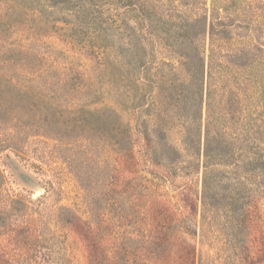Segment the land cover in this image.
Returning a JSON list of instances; mask_svg holds the SVG:
<instances>
[{"label": "trees", "instance_id": "trees-1", "mask_svg": "<svg viewBox=\"0 0 264 264\" xmlns=\"http://www.w3.org/2000/svg\"><path fill=\"white\" fill-rule=\"evenodd\" d=\"M16 1L11 8L34 2ZM103 1L90 10L80 0L66 28L97 63L94 77L0 39V153H21L31 133L98 132L109 148L82 136V150L113 152L115 186L123 173L118 230L141 223V242L127 255L141 251L143 264H221L227 246L223 264H264V7L112 0L106 9ZM9 17L0 15V34L11 30ZM97 78L116 108L74 106L97 94ZM199 246L217 252L204 263ZM39 255L54 256L37 246Z\"/></svg>", "mask_w": 264, "mask_h": 264}, {"label": "rangeland", "instance_id": "rangeland-1", "mask_svg": "<svg viewBox=\"0 0 264 264\" xmlns=\"http://www.w3.org/2000/svg\"><path fill=\"white\" fill-rule=\"evenodd\" d=\"M10 1L0 3V15L8 11L11 28L8 34H0V39L17 48L32 47L38 56L51 53L55 61L62 60L85 77L96 75L98 65L94 59L92 62L93 57L67 38L66 28L73 21L71 16L80 0H71L70 4H63L61 0H34L15 5V9L11 8ZM83 1L88 3V9L94 10V0ZM204 1L208 9L214 7V0ZM220 1V8L230 12L247 9L246 4L252 5V9L264 7L259 5L264 0ZM103 2L106 9L111 7L107 3L112 0ZM119 7L122 12L126 11L123 4ZM97 81L98 78L94 88L97 94L90 99L82 97L74 106L87 110L116 106L108 87ZM73 129L75 131L45 132L43 136L31 133L26 135L21 153H0L3 174L0 213L4 215H0L2 258L7 264H143L145 258L141 251L138 255H127L132 246L141 242V223L132 227V223L126 221V227L123 224L121 229L117 227L119 215L126 212L127 188L123 184V173L120 187L112 181L117 176L113 171V152L103 149L97 152V148L90 152L82 150V136L93 146L102 144L109 148L107 136ZM38 191L41 196L37 195ZM137 219L140 218L133 221ZM132 236H136V244ZM37 246L49 249L54 256L46 261L40 255L36 259L33 250ZM199 250L204 263L210 254L217 252L216 246H199ZM228 253L225 246L220 253L221 264L224 257L226 263Z\"/></svg>", "mask_w": 264, "mask_h": 264}, {"label": "water", "instance_id": "water-1", "mask_svg": "<svg viewBox=\"0 0 264 264\" xmlns=\"http://www.w3.org/2000/svg\"><path fill=\"white\" fill-rule=\"evenodd\" d=\"M37 195H38V196H41V195H42V193H41L40 191H38V192H37Z\"/></svg>", "mask_w": 264, "mask_h": 264}]
</instances>
